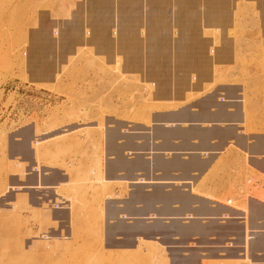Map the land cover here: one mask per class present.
<instances>
[{"label": "rangeland", "instance_id": "obj_1", "mask_svg": "<svg viewBox=\"0 0 264 264\" xmlns=\"http://www.w3.org/2000/svg\"><path fill=\"white\" fill-rule=\"evenodd\" d=\"M200 24L172 27L164 41L144 34L75 54L67 26L37 34L30 49L12 26L0 28V264H181V251L205 235L219 252L235 251L214 264H264V174L246 163L253 155L232 141L202 153L206 161L176 155L233 140L229 130L213 137V121L230 124L197 104L219 84L245 88L243 134L261 133L264 73H231L214 56L223 43L210 42L220 32ZM242 45L228 49L236 65H264V44L252 59ZM37 177L65 183L54 192Z\"/></svg>", "mask_w": 264, "mask_h": 264}, {"label": "crops", "instance_id": "obj_2", "mask_svg": "<svg viewBox=\"0 0 264 264\" xmlns=\"http://www.w3.org/2000/svg\"><path fill=\"white\" fill-rule=\"evenodd\" d=\"M70 5L71 8H69ZM159 16H161V19ZM199 24L203 28H207V30L220 32L210 42L220 41L223 43L214 56L221 62H227L225 66L230 69L231 73H264V65L260 66V68H257L255 64L243 67L236 65L233 54L228 50L232 47V51L235 53L233 44L241 43L243 44L241 49L244 50L243 56L245 59H252L254 54L250 53L255 51L254 44H264V0H0V28L12 26L13 30L11 32L15 36L14 41L17 43L27 42L29 49L35 44L37 34L45 30H52L54 34L57 31L56 28H61L62 26H67L68 29L71 28L68 33H71V44H73L75 54V48H83L88 43L103 41L108 44L113 42V39L120 43L139 42L142 30L145 31V36L150 42L164 41L169 35H172L174 27L192 28L194 25L199 26ZM144 26H147V30ZM86 27L90 28L87 31L89 33L87 35L85 32ZM159 29L164 32H157ZM114 31L117 33L113 34ZM186 39H190L189 32H186L183 38V40ZM109 51V54L104 55L107 59L115 60V51L111 49ZM224 51H226L227 55H224ZM262 57L261 51L260 55L255 56L256 61ZM198 89H202L201 86ZM259 90L261 92L259 106L261 112V133L243 134L241 125L245 123L243 110V92L245 88L239 84H219L210 95L202 98L201 102L197 104H210L208 110L213 114L217 110L221 111L223 117L218 116L216 119L224 120L225 116L228 121L224 122L230 125L223 123L220 126L213 121L215 124L213 125V137H216V135L225 136L229 130L228 136L233 137V140L227 139L219 144L217 142L218 139L213 138L209 141L208 147L216 148V150H208V148L202 152L187 151V149L181 150L176 154L179 157L178 159L185 162L195 153L201 161H206L208 158L202 159V153L218 155L231 145L228 141L238 142V145L232 146L238 148L243 154H245V151L253 155L249 162H245L249 166L255 163L254 166L257 167V170L264 174V167L260 166L264 159V97L262 96V92L264 93V82L261 83ZM189 107L188 109H193ZM231 120H239V122L231 125L233 124ZM207 126L205 125V127ZM205 127L199 129L202 131L209 129ZM180 128L187 129L188 125L180 126ZM191 140H189V148L198 143L192 144ZM176 142L178 140H172L173 144ZM164 153L167 154V157H159L163 161H168L171 156L167 152ZM186 156H188V159L185 158ZM254 156H260L258 162L252 160ZM211 162L208 167L211 166ZM258 163L261 164L258 165ZM188 174L175 175L170 172L167 177L180 176L181 178H187L189 177ZM38 180L42 181V186L47 185L49 187L46 190L53 188L54 192L61 184L65 183L60 180L63 182L60 184L57 179L49 182L41 179V177L40 179L37 177L35 182L32 181V183H38ZM12 184L17 186L16 183H11L10 185ZM18 184L19 186L22 185L21 187L25 186L22 183ZM35 185H32L34 187L32 189H40L36 188ZM24 190L23 192H28L30 189ZM39 193L37 195H40ZM57 209H62V207H57ZM67 214L70 213L67 212ZM205 237L208 236H202L203 240L202 238L200 239L201 243L199 246L194 247L191 245L185 251H181V258L183 259V262H180L181 264H202L203 262L214 264L216 261H234L232 256H234L235 251L230 250L231 248L228 247L219 252L213 247V241H208ZM261 242L264 245L263 239ZM191 256H194V262L189 260Z\"/></svg>", "mask_w": 264, "mask_h": 264}, {"label": "built area", "instance_id": "obj_3", "mask_svg": "<svg viewBox=\"0 0 264 264\" xmlns=\"http://www.w3.org/2000/svg\"><path fill=\"white\" fill-rule=\"evenodd\" d=\"M141 33V35H144L145 33L142 31V32H140Z\"/></svg>", "mask_w": 264, "mask_h": 264}]
</instances>
